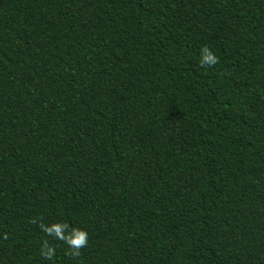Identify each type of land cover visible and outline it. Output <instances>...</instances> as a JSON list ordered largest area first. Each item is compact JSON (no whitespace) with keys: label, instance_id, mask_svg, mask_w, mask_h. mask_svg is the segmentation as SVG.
<instances>
[{"label":"trees","instance_id":"trees-1","mask_svg":"<svg viewBox=\"0 0 264 264\" xmlns=\"http://www.w3.org/2000/svg\"><path fill=\"white\" fill-rule=\"evenodd\" d=\"M0 264H264V0H0Z\"/></svg>","mask_w":264,"mask_h":264},{"label":"clouds","instance_id":"clouds-1","mask_svg":"<svg viewBox=\"0 0 264 264\" xmlns=\"http://www.w3.org/2000/svg\"><path fill=\"white\" fill-rule=\"evenodd\" d=\"M219 57L207 45L203 46L200 50V66L208 69L219 64ZM32 223H38L41 231L55 240L63 242L67 245L65 254L72 258H79L82 255L81 250L89 245V233L78 227H72L68 222H55L46 224L39 221V218L34 217ZM7 233L4 234V239H7ZM40 255L45 260L54 261L56 257V246L49 244L44 240Z\"/></svg>","mask_w":264,"mask_h":264}]
</instances>
